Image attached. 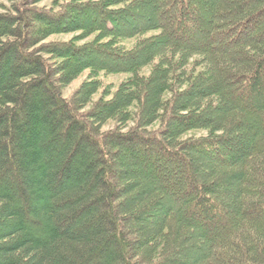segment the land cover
<instances>
[{"label": "trees", "instance_id": "trees-1", "mask_svg": "<svg viewBox=\"0 0 264 264\" xmlns=\"http://www.w3.org/2000/svg\"><path fill=\"white\" fill-rule=\"evenodd\" d=\"M43 1L0 0V264H264V0Z\"/></svg>", "mask_w": 264, "mask_h": 264}, {"label": "rangeland", "instance_id": "rangeland-1", "mask_svg": "<svg viewBox=\"0 0 264 264\" xmlns=\"http://www.w3.org/2000/svg\"><path fill=\"white\" fill-rule=\"evenodd\" d=\"M55 1V0H45L42 3H40V6H49L51 5V2ZM59 2L61 1H65V0H57ZM149 13V10H148ZM72 35H58V36H52L51 38L48 39V41H58V42H64V41H68L69 39H71ZM125 77L124 76H105L103 77L102 75L100 76V80L103 82V85H111L112 88L114 86H116L121 80H123ZM87 80V72H83L79 77H77V79H75L74 81H72L68 86L65 87V89L63 90V96L64 97H70L72 95L73 92H75L85 81ZM116 88V87H115ZM95 98H98V95L95 96ZM112 124H108L105 127H103V130H108L110 128H112ZM196 136H205L204 132H196L195 134ZM154 150H149V152L147 154L150 155V157H146V161L148 162L151 157L155 156L158 157L157 153L153 152ZM139 155V154H138ZM134 157H136V154L134 155ZM202 160V159H201ZM204 162V159H203ZM126 161H124V165H125ZM158 164V169H159V183L162 182H167L168 186L166 187L167 189L164 190L165 191V195L169 196L170 200L172 201V203L174 204V170H180V176L182 175L181 172L184 171L183 168L179 167V168H175L176 166H174V161H170V162H165V161H160L157 163ZM149 166L146 167L144 169L145 172V177H147L148 173L153 174L154 172H156V165H153L152 163L148 164ZM136 169H138L137 167H135ZM181 168V169H180ZM121 169H124L123 167H121ZM147 173V174H146ZM177 176V175H175ZM158 178V177H157ZM142 179V178H141ZM183 185V183H182ZM182 185H179L177 188H181ZM151 187V185H150ZM125 195V194H124ZM18 200V198H17ZM18 204V208H20V202L19 200L17 201ZM152 213L154 215H156L155 217H146L145 222L147 224H151L152 221H158L161 218L160 213L157 214V212H155L154 210H152ZM146 224V225H147ZM190 261V260H189Z\"/></svg>", "mask_w": 264, "mask_h": 264}]
</instances>
